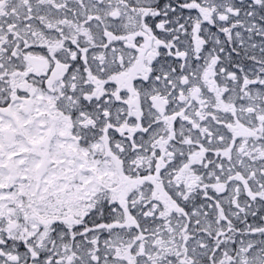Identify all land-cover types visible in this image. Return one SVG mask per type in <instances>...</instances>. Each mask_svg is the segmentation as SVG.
Wrapping results in <instances>:
<instances>
[{
    "label": "snow or ice",
    "instance_id": "6c2138e0",
    "mask_svg": "<svg viewBox=\"0 0 264 264\" xmlns=\"http://www.w3.org/2000/svg\"><path fill=\"white\" fill-rule=\"evenodd\" d=\"M0 264H264V0H0Z\"/></svg>",
    "mask_w": 264,
    "mask_h": 264
}]
</instances>
